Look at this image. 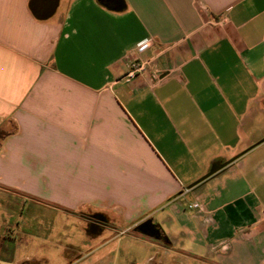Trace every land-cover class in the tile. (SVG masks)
Wrapping results in <instances>:
<instances>
[{"label":"crops","instance_id":"obj_1","mask_svg":"<svg viewBox=\"0 0 264 264\" xmlns=\"http://www.w3.org/2000/svg\"><path fill=\"white\" fill-rule=\"evenodd\" d=\"M122 1L0 0L3 215L75 216L63 264H264V0Z\"/></svg>","mask_w":264,"mask_h":264},{"label":"rangeland","instance_id":"obj_2","mask_svg":"<svg viewBox=\"0 0 264 264\" xmlns=\"http://www.w3.org/2000/svg\"><path fill=\"white\" fill-rule=\"evenodd\" d=\"M20 203L19 207H23L24 220L19 219V225L16 227L15 219H9L3 215L4 208L0 204V218L6 219L9 222L10 228L16 229L17 232H8L7 234L0 229V244L11 246L14 252L15 259L24 257L25 255H41L44 258L40 260L42 264H63L65 258L62 251L65 249L66 254L71 253V245L81 247L82 240L85 238L82 229L78 226V219L73 215H49L50 218H42V213H54L55 210L47 207L44 203L35 202L31 199ZM26 212L27 215L25 214ZM44 216V215H43ZM47 216V215H46ZM2 221V220H0ZM22 222H24L22 224ZM48 233L47 239L44 241L43 235ZM124 237L122 238H125ZM5 252V251H4ZM4 252L0 251V254ZM143 250H138L137 247H130L123 254L124 263L143 264ZM165 258V257H164ZM165 260V259H163ZM169 261V260H167ZM163 261L162 264H164ZM0 264H7L0 260ZM123 264V263H122ZM157 264V263H156Z\"/></svg>","mask_w":264,"mask_h":264},{"label":"water","instance_id":"obj_3","mask_svg":"<svg viewBox=\"0 0 264 264\" xmlns=\"http://www.w3.org/2000/svg\"><path fill=\"white\" fill-rule=\"evenodd\" d=\"M33 1L34 0H32V2ZM115 2L118 3L119 5L123 6L122 0H115ZM57 3H58V0H50V3H49L50 8H49V10H47V12H45L44 16H42L41 18H46V17L50 16L54 12V10L57 6ZM35 15L37 16V14H35ZM37 17H40V16H37ZM223 166H224V163L214 165L211 168V170L207 174L204 175V177H207L208 175L212 174L213 172H216L217 170H219ZM137 228L142 230V231H145L149 234H153V232H154V230L152 228L146 226V222H142V223L138 224Z\"/></svg>","mask_w":264,"mask_h":264},{"label":"built area","instance_id":"obj_4","mask_svg":"<svg viewBox=\"0 0 264 264\" xmlns=\"http://www.w3.org/2000/svg\"><path fill=\"white\" fill-rule=\"evenodd\" d=\"M140 49H142V47H140ZM148 63H149V61H141V62L140 61H133L130 64L129 70L124 75L125 79L129 80L130 78H133L136 75V73L144 72ZM190 207L200 208V204L197 202H194L190 205Z\"/></svg>","mask_w":264,"mask_h":264},{"label":"trees","instance_id":"obj_5","mask_svg":"<svg viewBox=\"0 0 264 264\" xmlns=\"http://www.w3.org/2000/svg\"><path fill=\"white\" fill-rule=\"evenodd\" d=\"M3 134H4V132L2 130H0V139H1ZM21 264H42V262L40 260H36V259H28V260L23 261Z\"/></svg>","mask_w":264,"mask_h":264},{"label":"flooded vegetation","instance_id":"obj_6","mask_svg":"<svg viewBox=\"0 0 264 264\" xmlns=\"http://www.w3.org/2000/svg\"><path fill=\"white\" fill-rule=\"evenodd\" d=\"M109 2L111 3V2H115V0H109ZM145 227V226H144Z\"/></svg>","mask_w":264,"mask_h":264}]
</instances>
